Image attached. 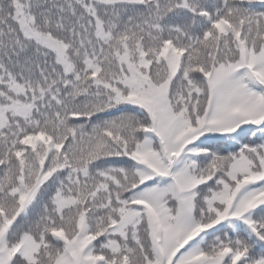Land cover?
Masks as SVG:
<instances>
[{
  "label": "snow or ice",
  "instance_id": "obj_1",
  "mask_svg": "<svg viewBox=\"0 0 264 264\" xmlns=\"http://www.w3.org/2000/svg\"><path fill=\"white\" fill-rule=\"evenodd\" d=\"M0 264H264V0H0Z\"/></svg>",
  "mask_w": 264,
  "mask_h": 264
}]
</instances>
